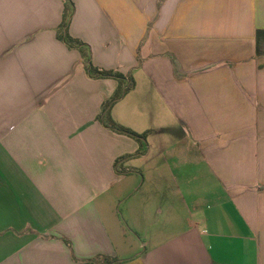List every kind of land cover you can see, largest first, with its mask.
<instances>
[{
    "label": "crops",
    "instance_id": "crops-1",
    "mask_svg": "<svg viewBox=\"0 0 264 264\" xmlns=\"http://www.w3.org/2000/svg\"><path fill=\"white\" fill-rule=\"evenodd\" d=\"M69 1L0 0V264H264V0Z\"/></svg>",
    "mask_w": 264,
    "mask_h": 264
},
{
    "label": "trees",
    "instance_id": "trees-1",
    "mask_svg": "<svg viewBox=\"0 0 264 264\" xmlns=\"http://www.w3.org/2000/svg\"><path fill=\"white\" fill-rule=\"evenodd\" d=\"M69 5V11L72 10V4L69 0H65ZM69 17L65 19L64 25L69 24ZM67 31V30H66ZM60 39L68 45V47L78 48L84 56V62L88 76L92 79H114L118 82V88L110 99L104 101L101 107V112L97 116L96 120L106 129L112 131L115 134L129 137L135 140L140 148L139 151L134 155H126L115 162V168L117 169L120 163L128 161L131 159L139 158L147 152V137L149 132L139 134L126 128L117 122H115L111 117L112 108L121 101L128 93H130L135 88V81L132 77L126 76L117 71H106L103 69L96 68L92 65L90 61V53L88 47L84 46L80 41L71 38L68 33L66 35H60ZM86 264H121L116 259H110L104 256H98L96 258L84 261Z\"/></svg>",
    "mask_w": 264,
    "mask_h": 264
},
{
    "label": "rangeland",
    "instance_id": "rangeland-1",
    "mask_svg": "<svg viewBox=\"0 0 264 264\" xmlns=\"http://www.w3.org/2000/svg\"><path fill=\"white\" fill-rule=\"evenodd\" d=\"M184 159L186 160V161H190V159L189 158H187V157H184ZM148 169L147 168H144V170L142 171V175L145 177V179L143 180L142 179V177L141 176H133V178H131V183L129 184V186H131V185H138V184H141V187H142V190H140V192H142V191H145V190H149L150 189V187H151V185H150V179H149V174H148V171H147ZM143 181H145V183L143 184ZM136 192H134L131 196H130V198L132 197V200L133 199H135V197H137V194H135ZM130 198H128V199H130ZM124 205H121L120 203L118 204L117 203V205H116V207H115V210H116V212L118 213L117 214V217L119 218V219H121V213L123 212V210H124Z\"/></svg>",
    "mask_w": 264,
    "mask_h": 264
}]
</instances>
